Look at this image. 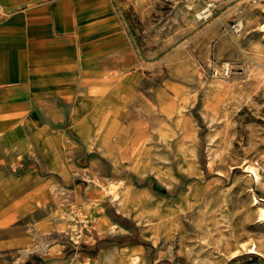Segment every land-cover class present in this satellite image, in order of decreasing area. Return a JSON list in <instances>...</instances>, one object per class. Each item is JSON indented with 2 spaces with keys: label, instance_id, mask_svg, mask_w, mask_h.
I'll return each mask as SVG.
<instances>
[{
  "label": "rangeland",
  "instance_id": "374dc122",
  "mask_svg": "<svg viewBox=\"0 0 264 264\" xmlns=\"http://www.w3.org/2000/svg\"><path fill=\"white\" fill-rule=\"evenodd\" d=\"M112 2L127 40L122 72L92 83L78 102H87L80 112L87 115L92 100L118 102L128 119L118 117L121 148L107 149L95 123L90 137L76 133L72 119L69 134L79 147H93L124 186L117 199L100 193L92 182L119 180L102 183L95 168L72 183L82 188L79 200L106 198L132 214L140 226L130 240L150 244L146 264H264V0ZM64 193L54 220L38 232L28 225L30 242H18L21 221L0 227V237L9 232L15 241L0 246V264H50L59 251L67 264H134V255L144 264L141 248L114 247L97 257V245L79 237L90 217L78 193ZM57 220L70 228L54 232Z\"/></svg>",
  "mask_w": 264,
  "mask_h": 264
},
{
  "label": "crops",
  "instance_id": "0c3cea01",
  "mask_svg": "<svg viewBox=\"0 0 264 264\" xmlns=\"http://www.w3.org/2000/svg\"><path fill=\"white\" fill-rule=\"evenodd\" d=\"M126 45L112 0H0V227L9 220L21 221L24 233L19 243L30 242L26 231L32 222L38 232L44 220H54L62 190V196L78 193L76 203L90 217L81 241L97 245V257L114 247L141 248L146 264L144 245L130 240L140 226L132 214L119 210L109 197L111 201L98 202L85 198L82 204V188L72 186L95 168L102 183L119 180L111 178V166L94 155L93 147L87 143L79 147L69 133L72 119L75 132L89 136L90 124L95 123L98 140L107 149L121 148L123 128L118 117L128 119L118 102L109 97L92 100L87 115V110L80 113L87 102L78 101L107 73L122 72ZM143 139L138 135L136 141ZM129 179L122 178L135 187ZM108 186L92 182V187L112 198ZM143 188L150 190L138 189ZM51 227L57 233L70 224L57 220ZM112 239L123 242H108ZM14 242L9 232L0 237L1 247ZM62 252H55L57 260L53 257L50 264H67L59 255ZM33 258L45 260L40 255Z\"/></svg>",
  "mask_w": 264,
  "mask_h": 264
},
{
  "label": "bare ground",
  "instance_id": "6f19581e",
  "mask_svg": "<svg viewBox=\"0 0 264 264\" xmlns=\"http://www.w3.org/2000/svg\"><path fill=\"white\" fill-rule=\"evenodd\" d=\"M203 13H209V12H206V10L203 12ZM248 169H251V170H254V168L253 167H248ZM253 172H255V171H253ZM123 183L122 182H111L110 184H109V186H108V191H109V193L112 195V198L113 199H117L118 197H119V195H120V192H121V190H122V188H123ZM261 211V210H260ZM146 220V219H145ZM127 249V248H126ZM140 248H138V250H139ZM123 250V249H122ZM107 256V255H106ZM124 256V255H123ZM123 258V257H122ZM114 259V258H113ZM106 261V260H105ZM139 261V257H138V255H134L133 257H132V263H136V262H138ZM91 262L89 261V260H87L86 261V264H90ZM94 264H96V263H94ZM105 264H114V262H113V260H111V259H108L107 260V262H105Z\"/></svg>",
  "mask_w": 264,
  "mask_h": 264
},
{
  "label": "built area",
  "instance_id": "2783aa9c",
  "mask_svg": "<svg viewBox=\"0 0 264 264\" xmlns=\"http://www.w3.org/2000/svg\"><path fill=\"white\" fill-rule=\"evenodd\" d=\"M81 223L83 224L84 222L81 221ZM85 230H86V226L84 225V226H82V230L79 231V234L82 235ZM81 235H79V237H81Z\"/></svg>",
  "mask_w": 264,
  "mask_h": 264
},
{
  "label": "trees",
  "instance_id": "16d2710c",
  "mask_svg": "<svg viewBox=\"0 0 264 264\" xmlns=\"http://www.w3.org/2000/svg\"><path fill=\"white\" fill-rule=\"evenodd\" d=\"M144 246H146V247H149L150 246V244L149 243H142ZM93 255H95V254H93ZM26 264H31L30 262H27Z\"/></svg>",
  "mask_w": 264,
  "mask_h": 264
}]
</instances>
